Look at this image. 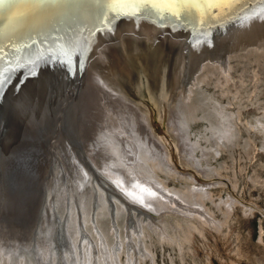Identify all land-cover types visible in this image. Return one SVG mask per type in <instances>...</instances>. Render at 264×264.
Returning <instances> with one entry per match:
<instances>
[{"label": "rangeland", "instance_id": "rangeland-1", "mask_svg": "<svg viewBox=\"0 0 264 264\" xmlns=\"http://www.w3.org/2000/svg\"><path fill=\"white\" fill-rule=\"evenodd\" d=\"M181 32L188 33L187 29H181ZM176 43L175 50L169 48L165 52L166 59L172 57V70L170 88L164 94L167 100L163 118L143 99L129 96L125 99L121 91L102 80L117 96L149 117L153 135L161 147L163 145L162 150H167L173 169L164 164L158 167L153 160L148 161L150 167L147 168L155 179L142 177L145 184L160 181L167 191L178 192L184 198L190 197L191 188H202L206 184L210 194L201 200L207 210L205 216L209 215L207 218L213 221L205 222L185 211L184 214L181 208L152 212L150 206L140 200L142 187L135 189L136 185L132 186L138 183V177L128 176L127 181V173L124 182L129 183L128 188L139 189V193L136 192L138 196L132 193L133 196L125 190L122 179L118 177L119 181L115 173L121 167L109 164L116 158L117 150L107 154L108 148L103 147V143L107 141L104 138L106 131L112 132L116 128L115 131L122 133L126 130L122 127H127L130 121L127 122L117 104H109L98 90L95 91L97 87L88 74L101 78L92 60L88 66L84 64L85 75H81L76 66L70 74L58 63L53 69L54 76H40L28 95L13 97L10 110L6 107L10 100L1 95L0 264H63V260L53 263L51 257L61 252L63 258L65 247L71 248L69 236L73 234H69L67 227L77 234L74 228L80 216H83L80 222L82 220L84 233L91 236L97 249L96 264H105L102 253L105 247L100 235L111 250L112 264L115 260L117 263L114 264H264V50L252 46L226 54L219 63L203 61L191 80L194 84L188 87L191 98L181 102V106L178 98L186 41ZM161 106L158 105V111ZM175 113L180 119L178 125L181 124L184 131H179L181 137L170 131L169 124ZM117 131L112 135L115 136ZM143 135H138L137 139L143 140L142 146L148 147L147 136L144 132ZM124 136L129 142L126 143L133 146L136 138L132 134ZM146 147L144 152L149 151ZM100 150L105 153L101 154ZM127 154L133 156L128 151ZM108 167L115 172L107 170ZM121 171L126 172L124 168ZM141 173L144 172L141 170ZM139 181L144 183L142 179ZM97 182L101 183L100 187ZM68 187L74 190L73 195L78 199L74 200L76 205L83 203L84 213L79 204L77 209L81 215L77 212V218L69 217L66 207ZM58 188L66 190L67 202L61 203L64 200L61 196L63 200L58 202L57 208L54 203L60 198L55 195ZM49 192L52 195L48 197ZM79 199L84 200L80 202ZM178 202L188 207L184 202ZM156 216L164 219L161 221ZM78 236L84 243L81 234ZM107 258L110 262L111 258Z\"/></svg>", "mask_w": 264, "mask_h": 264}, {"label": "bare ground", "instance_id": "bare-ground-1", "mask_svg": "<svg viewBox=\"0 0 264 264\" xmlns=\"http://www.w3.org/2000/svg\"><path fill=\"white\" fill-rule=\"evenodd\" d=\"M102 6H103V4H102L101 0H60V2L57 3V4H46V5H42V6L34 4V3H31L30 0H4L3 3H0V48H3V52L0 53V55H4L5 53H9L10 52V47L13 46V45L16 46V47H19V48H23V46L26 43H31V41L33 39H35L37 43H36V45L33 46L32 49L26 50V51H21L19 53L20 58H21L20 62L24 63L26 57L29 58V59H34V57L31 55V53H37L38 54L37 50L39 52L45 53V56L47 57L45 60L40 61L39 67L37 69V74L34 77H31V78L26 77L25 76L26 69H24V68L16 69V70L10 71L8 73V75L11 77V79L8 81V83L4 86L3 89H0V92L3 93V96H4L5 99L8 98L10 100L9 101V105L6 106V107H8L9 110L11 109V107L13 105L11 103V99L13 97L23 98L25 95H28V93H30V91H31L30 90L31 87L33 85H34V87H36V85L34 84L35 80H37L40 76H41V78L42 77L45 78L47 76L48 77H52V76L55 75V74L53 75V73H54L53 69H54V67H56L55 65H57L58 63L61 65V63L59 62V58L57 60H55V61L51 59V55L48 52V49H50V48L53 49V51H55L58 46H64V45L75 46L77 42L85 41V38H89L90 37L86 41L88 43V45H89V51L85 54L86 58L85 57H78V56H73L72 57L73 68H74L80 59H83L84 64H86L88 66L89 63L91 62V60H92V63H95L96 61H98L100 59L99 57L103 56V51H101V50H102L103 47H106V43H108L111 40L110 38H112V36H109V37H107L104 40H101V38L103 36L107 35V33H110L111 29L113 30L112 32L115 33L114 36H117V35L120 34L119 32H121L122 30H126L127 31L130 28L134 27L135 28L134 31H136L135 33H137L138 35L146 37L147 41L150 44L152 43L151 41L153 40V38L156 37V35H154V32H151V30L153 29V26H155V25L152 22L153 20H151L150 17L145 18L143 16H135V17L121 18V19L116 20V21H114L112 23L111 29L110 28H105L103 25L100 24V19H99V9ZM193 7H194L195 10L193 11L192 15L189 18H187V19L190 22H191V20H195L196 21L197 27L193 26V27H195V29H191V28H189L187 26H180V24L182 23L181 21L186 20L183 17H181L178 20L177 19H171L172 17H166L164 19V21H162L164 23H168V22H171V24L175 23L174 28L177 31H181V30H178V29H188V30H190V31L187 30L188 31V33L186 32L187 34L182 33V32H178L176 34L177 42L186 41L185 51L182 54V59L184 58V60H183L184 61L183 70H185V73L182 70L183 79H182V83H181V92L179 93V98H178V99L181 100V101L178 100V102H180V104H181V102L184 103L186 100H190V98H191L190 97V93H191V91H190L191 87L190 86L194 84V83L193 84L191 83V80L194 78L197 70L199 69V66H201L203 61H205V60L207 61V59H208L209 61L213 60V62L214 61H216V62L218 61V63H219V61H221V60L223 61V58L226 57L225 56L226 54L231 53V52H235V51H240V50H243V49L245 50V48L252 47V46L258 47V48H261V49L264 50V22H262L261 20L256 19V20H249V21L245 22L243 20H238L235 17H232L231 19L229 18L228 20L224 21V23H222V24L216 23V25L214 24L215 25L214 27H207V23L209 21H211V20H208L207 22H204V23H200V22H198V20L206 19L207 14L210 11V7L207 4L203 3V2L196 3V4H194ZM127 10L128 9H125V11H127ZM159 10H161V11H163V10L164 11H169V10H175V9H172L170 5L161 3L159 5ZM203 24H206V25H203ZM193 34H195L194 37L191 36ZM119 37H121V35ZM94 40H97V42H98L97 44L98 45L95 44ZM6 45L8 47H6ZM92 51H96L94 53H96V55L98 54V57H96L95 54H93L91 56V54L93 53ZM101 52H102V54H101ZM7 59H9V61H10L9 65H7V66L8 67H14L16 61L11 59L10 55L7 57ZM79 69H80V72H81V68H79ZM57 70H58V68H57ZM61 70H63V69H61ZM69 76H71V75H69ZM88 76H89V79L93 80L92 82L94 83V86L97 87V89L95 91L98 90L100 95L102 94V96H104L105 100H107V102L109 104H113V103L117 104V106L119 108L118 110H120V112L125 115V118H126L127 122H128V120L130 121L128 123L129 125H127V127H124V126L122 127L121 126L123 129L126 128V130L124 132H122V133L120 131L118 132L116 130L118 133H116L115 136H113L112 134H115V132H116L115 129L116 128H114V130H113L115 132L106 131L107 133L105 132L106 135H105L104 138L107 141L104 140V143H103L104 144L103 147L108 148L107 149L108 150L107 154L109 152H111L110 154H112L113 150H117L116 156H115L116 158L114 159V156H113L112 158L114 159V161L110 160L109 164L119 166V167H121V169L124 168L126 170V172H123L119 168L120 171L119 170H116L118 172L114 171L117 174V178L119 177L120 179H122L123 185L125 186V190H127V192L130 191L131 194L135 193L137 195L136 192H138L139 189H137V191H135L136 187L137 188L142 187L143 190L142 189H140V190L143 191V195L138 192L139 193V197H141L140 200L143 199V201L145 203V204L144 203L143 204L145 206H150V208L152 209V212H153V210L155 212H161V211L168 210L169 208H172L174 210H178L179 208H181V209H183L182 210L183 213L185 211V212H188L191 216H194V217L195 216H199L205 222H208V223L212 222L213 220L209 221V219L207 218L209 215H207V217L205 216V213H207V210L205 208L204 202L201 200L202 197L209 196V194H210L209 191L207 190V188L205 187L206 184L203 185L202 188H197V187H194V189L191 188L192 190H189L190 197L186 196V198L182 197L181 196L182 194L180 195V194H178V192H175V191L173 192V191H170V190L167 191L166 187L164 185H162V183H160V181H156L155 180L154 181L155 184L154 183L153 184H151V183L145 184V182L143 181V178L144 179L147 178V180L148 179L151 180V179H153L155 177L153 172L151 170L149 171V169L147 168V166L150 167L148 161H152L153 160L155 162V164H156L155 166H158V167H160L161 165L164 164L163 166H167V168H169L170 170L173 169V167L170 165V162H169V157H168V154L166 152L167 150L165 148H164L166 150L165 152L162 150L163 145L161 147V144L156 140L155 136L153 135V131H152L151 127H150V119H149V117L147 115L144 114V112L139 110L137 107L130 105L121 96H117L118 94L115 93L105 83L106 81L104 80L105 81L104 82L102 80L101 77H100L101 79H99L98 77L93 76L92 74H90V72H89ZM22 78H23V81H22ZM189 84H191V85L189 86ZM18 85H19V88H17ZM188 87H190V88H188ZM26 89H28V90H26ZM99 93L97 92V94H99ZM166 93H167L166 92V88L164 87V92L160 96H158L156 98H153V99H150L149 97L146 96V99L148 100L146 102V104L149 105L150 107H152V109L154 108L153 110H155L156 112H159L160 118H163V112L165 110V103H166V100H167V97L165 96ZM123 95L125 96L124 98L126 99L127 98V94L125 92H123ZM34 96H36V98L38 97V95H33V97ZM33 97H32V99H33ZM24 100H26V99H24ZM38 101H37V103H38ZM27 102H26V105H27ZM33 103H31V104L33 105ZM160 104H162V106L159 109L160 111H158L157 107H158V105L160 106ZM24 106H25V104L23 105V107ZM181 106H183V104H181ZM90 109H92V108H90ZM107 109H109V108H107ZM21 110H23V109H21ZM29 112H30V110H29ZM29 112H28V114H29ZM20 113H22V112H20ZM30 115H31V113H30ZM101 115H103V114H101ZM173 117H174V115H173ZM175 119H176V123L174 122ZM179 120L180 119L177 118L176 113H175V117L171 120L169 125L172 128V129H170V131L171 132L173 131V132L177 133V136L179 135V137H181L180 134H178V133H180V132L184 133V131L181 128V124H180V126L178 125V121ZM108 121H106V122H108ZM104 122H105V120H104ZM9 124H11V123H9ZM104 125L107 126V123L104 124ZM101 128H102V130H104L103 127H101ZM105 128L108 129L107 127H105ZM226 130H228V129H226ZM121 131H122V129H121ZM229 131H231V130H229ZM143 132L147 136V141H148L147 145L149 147V151H147V152L143 151L144 147H146L144 145L142 146V144H141V143H143L142 142L143 140L137 139V136L138 135H143ZM129 134H132L136 138L135 142L133 141V143H134L133 146L132 145L131 146L128 145L126 143L128 141H125V140H127V138L124 135H129ZM229 134H231V133L229 132ZM220 135H222V134H220ZM142 137H144V135ZM184 144H186V143H184ZM101 145H102V143H101ZM108 145H111L112 147L111 148L106 147ZM117 146H119V148ZM185 146H187V145H185ZM99 147H100V145H99ZM148 147H146V150H147ZM101 148H99V149H101ZM96 150H94V151H96ZM103 150L105 151V149H103ZM102 151L100 153L104 154L105 152L103 153ZM127 151L132 153L133 156L128 157L127 156L128 155ZM93 156H94V154H93ZM97 158H99V157H97ZM120 159H122L121 160L122 162H120ZM140 162L142 163V165H141ZM139 168H141V169H139ZM108 169H109V167L107 168V170ZM111 169H109V171L113 172ZM141 170L144 172L143 174L141 173ZM126 173L128 174V175H126V177H128V176H136V177H138V180H137L136 177H133V179L136 178L135 180H137L138 183H136L135 181L132 180V182H135V183L132 184V186L136 185L135 189L133 187L132 188H130V187L128 188L127 185H129V183L126 185V183L124 182V179H125L124 175ZM116 174H114L115 178H116ZM140 174H142V175H140ZM112 177H114V176H112ZM120 179H119V181H120ZM139 179H142V181L144 183L139 181ZM127 181H129V177H128ZM97 183H96V185H99V187H100L101 183L100 184L99 183L97 184ZM130 183H131V181H130ZM120 184H122V183H120ZM64 187H66V185ZM92 187L96 191L99 189V188L96 189L95 185L94 186L92 185ZM68 189H67L68 190L67 191L68 192L67 195H68L69 203H68V205L66 207L68 208V211L70 212L69 217L70 216H75L77 218L79 216V215L77 216V212H78L77 208L79 207V204H80V207L82 208L83 206H81V205L83 203L82 204L79 203L78 206H77L76 205L77 202H75V201L78 200V199H76V196L73 195V192H74L73 188L68 187ZM123 189L124 188H122V190ZM125 190H123V191L125 192ZM104 191L105 190H103V192ZM64 192L66 193V190H64L62 188H58L56 190L55 195L57 197H60V198H59V201L55 199V203H54L55 207H57L56 205H59L58 202H61L63 200V198L61 199V196L65 195ZM106 192H107V190H106ZM90 193H92V192H90ZM130 193H129V196H131ZM109 194H111V193H109ZM50 195H52V193L49 192L48 197ZM108 195H105V196H108ZM127 195H128V193H127ZM65 196H64V200L61 203H64V201L66 200ZM83 196H85V195L84 194L81 195L82 198H83ZM96 197H99L98 194H97ZM104 197H103V199H104ZM108 198L109 197H107V199ZM84 199H81V200H84ZM81 200H80V202H81ZM108 200L110 201V199H108ZM178 201H181V203L184 202L185 204L188 205V207L186 205H181ZM65 202H67V200ZM138 203L140 204V201ZM190 206H195L196 209L193 210ZM100 207H102V206H100ZM99 208H96V209H99ZM82 209H80V210H81V212L84 213V208H82ZM171 211L173 212V210H171ZM96 212H97V210H96ZM79 214L81 215V213H79ZM184 214H186V213H184ZM82 215H84V214H82ZM190 215H189V217H190ZM163 216H165V215H163ZM80 217L82 218L83 216H80ZM80 217H79V222L77 221V219H76V222L74 221L76 223L74 229L76 230L77 234H74L72 232L73 229H71L69 226L67 227V229L69 231V234L70 233L73 234L72 236H69L70 237L69 240L71 241L70 242L71 248L65 247L66 250H65V255L63 256V258L60 255L61 252L60 253L58 252V254L56 256H52L51 258H52V262L53 263H55L56 261L59 263L60 260H63L65 264H85V262H86V264H96V260L95 259L97 258V255H98L97 249L95 247V244H94L91 236H88V234L86 235L84 233V230H83V227H82L83 224L81 226L82 220L80 222ZM161 217L162 216H160V219H161ZM157 218L159 219V217H157ZM163 219H161V221ZM71 221L72 220L69 219V222L68 221L67 222L71 224ZM83 221H85V220H83ZM138 221H140V220H138ZM161 221H158V222L160 223ZM150 222H153V221H150ZM155 222L158 223L157 220ZM150 225H153V223H150ZM156 225H158V224H156ZM95 226H96V228H98L97 227L98 225L96 223H95ZM141 227H139V228H141ZM163 229L164 228H162V230ZM174 229H176V228H174ZM97 230H98V233L101 232L99 229H97ZM80 234H81V237L84 239V243H82L83 240L80 239V236H78ZM72 238H73V241H72ZM100 238H101V241H102L103 248L105 247L104 251L102 252L104 254V256H103L104 260L103 261H104L105 264H110L112 262L111 250H109V248L106 247L107 244L105 242V239L102 237V235H100ZM66 241H68V240L66 239ZM118 245L120 246L119 243H118ZM54 249H55V247H54ZM0 250H1V248H0ZM52 251L54 253L53 249H52ZM52 251L50 250V252H52ZM19 257H21V256H19ZM107 257L111 258L110 262L108 261ZM51 258L49 260H51ZM25 259L26 258H24V261H25ZM115 262H116V260H115ZM14 264H16V262Z\"/></svg>", "mask_w": 264, "mask_h": 264}, {"label": "water", "instance_id": "water-1", "mask_svg": "<svg viewBox=\"0 0 264 264\" xmlns=\"http://www.w3.org/2000/svg\"><path fill=\"white\" fill-rule=\"evenodd\" d=\"M249 3H252V0H249ZM159 12V16L154 15L150 17L155 25L153 29L151 28V32H154V35H156L151 41V44L147 41L146 37L135 33L134 27L127 31L121 29L122 31L119 32L120 34L117 36H114L115 33L112 32V24L105 27L111 30L110 33L103 36L101 40L109 36H112V38L106 43V47L102 48L101 51H103V56L101 55L102 57H99L100 59L94 63L97 65V73L100 74L99 76L104 79L106 83L121 92H125L127 96L132 99H143L145 103L148 101L145 98L146 96L153 99L164 92V87L166 90L170 88L172 57L166 59L165 52L169 48L175 50L177 45L176 34L181 32L175 30V23L162 22L166 17H171L167 15L168 11L159 10ZM228 19L229 17L224 16L218 20L209 21L207 27H214L216 23L222 24ZM181 22L180 26H187L191 29L197 27L195 20H191L190 22L186 19ZM120 35L121 37H119ZM191 36L194 37L195 34ZM94 41L95 44L98 43L97 40ZM92 52L91 56L95 54V56L98 57L96 53H94L96 51ZM164 65L165 70L163 69ZM84 72L85 67L83 66V68H81V75L84 74ZM160 89L163 90L159 93ZM2 111L1 105L0 112Z\"/></svg>", "mask_w": 264, "mask_h": 264}, {"label": "snow or ice", "instance_id": "snow-or-ice-1", "mask_svg": "<svg viewBox=\"0 0 264 264\" xmlns=\"http://www.w3.org/2000/svg\"><path fill=\"white\" fill-rule=\"evenodd\" d=\"M3 2L4 0H0V3ZM30 2L42 6L46 4H57L60 0H30ZM101 2L103 6L99 9V19L100 24L104 27L111 25L114 21L121 18L135 16H143L147 18L153 15L159 16V5L161 3L170 5L172 9H175L169 10L167 15L177 20L181 17L185 19L189 18L195 10L193 7L194 4L203 2L210 7V11L208 12L206 19L198 20L200 23L207 22L208 20L215 21L224 16H227L230 19L235 17L236 19L245 22L256 19L264 22V0H252V3H249V0H101ZM125 9L128 10L125 11ZM89 38H85V41L77 42L75 46H58L55 51L51 48L48 49L51 59L55 61L59 58L61 65L71 74L73 70L72 57H85V54L89 51V45L86 42ZM36 43V40L33 39L31 43H26L23 48L13 45L10 47L9 53L0 55V89H3L11 79L8 75L10 71L24 68L26 69L25 76L29 78L34 77L37 74L40 61L47 58L45 53L37 50L38 54L31 53L34 59L26 57L24 63L20 62L21 58L19 55L21 51L32 49ZM6 47L8 46L6 45ZM2 52L3 48H0V53ZM9 55L11 56V59L16 61L14 67L7 66L10 63L9 59H7ZM83 66L84 61L83 59H80L76 64V67L83 68ZM17 88H19V85ZM0 95H3V93L0 92Z\"/></svg>", "mask_w": 264, "mask_h": 264}]
</instances>
